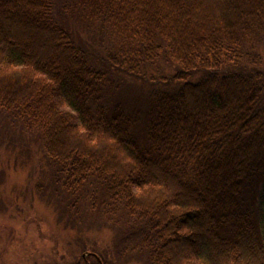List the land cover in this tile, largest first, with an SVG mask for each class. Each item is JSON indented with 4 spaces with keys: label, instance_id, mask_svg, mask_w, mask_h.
<instances>
[{
    "label": "trees",
    "instance_id": "16d2710c",
    "mask_svg": "<svg viewBox=\"0 0 264 264\" xmlns=\"http://www.w3.org/2000/svg\"><path fill=\"white\" fill-rule=\"evenodd\" d=\"M71 17L112 41L100 58ZM159 60L176 70L148 75ZM125 76L148 89L138 119ZM0 112L65 211L119 207V257L264 264V0H0Z\"/></svg>",
    "mask_w": 264,
    "mask_h": 264
},
{
    "label": "rangeland",
    "instance_id": "374dc122",
    "mask_svg": "<svg viewBox=\"0 0 264 264\" xmlns=\"http://www.w3.org/2000/svg\"><path fill=\"white\" fill-rule=\"evenodd\" d=\"M69 3L72 7L73 3ZM70 19L75 34L89 47L88 56L94 61L100 58L103 48L112 41L99 28L78 18ZM166 66L159 60L147 68V74L161 78L176 70ZM111 72L108 74L112 77L117 74ZM124 78L121 83L125 82L126 87H120L118 92L129 114L138 119L146 108L148 89L140 78ZM7 119L0 112V264H95L96 259L88 253L99 259L102 253L110 264H143L137 254L118 256L116 249L124 237L119 207L94 215L80 202L77 215L65 211L67 200H63L60 186L53 181V167L40 150L36 135L19 126L15 131L7 123L12 120ZM141 129L134 131L141 135ZM261 233L264 236V223Z\"/></svg>",
    "mask_w": 264,
    "mask_h": 264
},
{
    "label": "flooded vegetation",
    "instance_id": "af4514ba",
    "mask_svg": "<svg viewBox=\"0 0 264 264\" xmlns=\"http://www.w3.org/2000/svg\"><path fill=\"white\" fill-rule=\"evenodd\" d=\"M86 255H88L90 258H94V259H96V263L95 264H103L102 262H101V260L98 258V256H96L95 254H92V253H88V254H86ZM85 255V256H86ZM84 256V257H85Z\"/></svg>",
    "mask_w": 264,
    "mask_h": 264
}]
</instances>
